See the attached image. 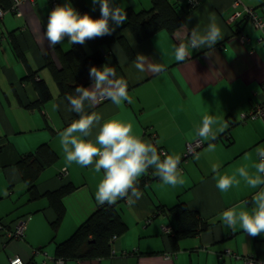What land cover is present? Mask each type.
<instances>
[{"label": "crops", "instance_id": "crops-1", "mask_svg": "<svg viewBox=\"0 0 264 264\" xmlns=\"http://www.w3.org/2000/svg\"><path fill=\"white\" fill-rule=\"evenodd\" d=\"M32 1L22 3L20 17L6 11L0 23V222L13 228L19 220L27 221L23 239L7 241L0 235V264H10L14 257L24 264H54L57 246L68 241L102 205L96 201L95 191L103 173H96L91 165H67L59 144V133L70 125L73 115L60 96L52 70L62 69L63 56L73 45L65 37L61 44L49 46L44 29L53 0ZM232 1L199 0L191 10H186L185 2L178 9L181 27L173 33L159 31L141 43L128 29L121 30L126 21L115 28L110 42L102 40L103 65L114 68L117 78L127 80L133 102L88 101L85 113L100 114L101 123L110 118L129 123L133 134L180 159L187 145L197 140L205 145L181 162L183 184L171 187L153 179L139 188L142 197L134 204L127 198L112 204L123 229L114 242L110 239L108 256L60 259L62 264H244V258L264 264V236L227 229L218 219L228 207L251 208L256 190L241 179L237 187L221 193L212 171L213 165H219L221 174L231 175L240 167L255 174L257 148L264 147V121L241 119L264 101V46L257 43L259 33L248 23L228 22ZM71 2L81 14L100 15L99 5H93L92 0ZM241 2L264 18V0ZM114 4L124 6L127 18L152 7L151 0H114ZM210 17L221 27L223 39L212 48L194 49L190 58L177 61L174 49L185 43L192 31L206 30ZM240 35L248 41L241 43ZM99 40L95 37L78 45L88 56ZM141 55L146 57L143 72L134 66ZM154 65L165 70L153 73ZM33 76L44 82L50 93V99L41 105L37 104ZM205 115L219 121L216 127L220 130L214 138L196 134ZM100 122L85 139L95 138ZM44 145L53 153L52 161L37 156L36 164H19L25 156H36ZM63 171L66 174L61 176ZM148 175L155 176V170L148 169L138 180ZM64 189L66 194H58ZM182 202L196 218L208 223L205 231L195 236L176 234L177 223L168 209ZM163 227H169L171 233H163ZM226 251L236 257L225 255Z\"/></svg>", "mask_w": 264, "mask_h": 264}, {"label": "clouds", "instance_id": "clouds-1", "mask_svg": "<svg viewBox=\"0 0 264 264\" xmlns=\"http://www.w3.org/2000/svg\"><path fill=\"white\" fill-rule=\"evenodd\" d=\"M92 4L99 5L98 18L88 13L81 14L73 7L71 0H64L63 4L54 6L47 13L44 29L49 46L61 44L65 37L71 45H83L86 40L111 34L127 19L124 6L115 5L114 0H92ZM223 37L224 33L215 22V17H210L206 30L192 31L188 40L174 49L175 59L184 61L192 56L194 49L212 48ZM144 58L141 55L134 65L141 72L145 71ZM164 70L162 65L151 67L153 73ZM89 77L92 81L90 87L79 86L75 89L78 95L67 97L70 110L78 114L79 118L59 133V144L67 165H91L96 173H103L96 186V201L111 205L119 199L127 198L130 205L134 204L142 197L137 180L150 168L155 170L165 185L176 187L183 184L178 156L164 155L162 158L158 147L133 134L129 123L114 118L101 123L103 118L100 114L94 111L85 113L86 102L94 104L101 98L109 99L114 105L133 102L129 96L127 80L117 78L114 68L108 65L100 68L92 66ZM97 122L100 123L95 138L85 139ZM218 124L219 121L212 115H205L197 126L196 134L202 138H214L220 130L216 127ZM257 157L259 162L254 164L255 174H250L246 167H240L235 173L227 175L219 172V165L212 167L215 187L221 193L237 187L241 179L250 189L256 190L252 193L251 208L247 205H234L218 216L225 228L243 230L253 237L264 236V147L257 148Z\"/></svg>", "mask_w": 264, "mask_h": 264}, {"label": "trees", "instance_id": "trees-1", "mask_svg": "<svg viewBox=\"0 0 264 264\" xmlns=\"http://www.w3.org/2000/svg\"><path fill=\"white\" fill-rule=\"evenodd\" d=\"M11 1L8 3L6 0H0V7L6 12L11 6ZM186 3V10H191L193 7L188 0H175L173 5L169 4L167 0H151L152 7L150 11H142L140 13L129 14L125 25L121 28L128 29L132 34L134 40L137 43H141L151 38V36L157 34L159 31H168L169 33L175 32V29L182 26V19L178 13V9L182 4ZM117 31L115 33H119ZM114 33L110 35H104L100 37V40L95 44L96 49L92 55L86 56L83 50L78 44L71 46V49L63 56V67L60 71L52 70V76L58 87L60 96L66 101L68 108L71 106L68 104L67 97L71 95H78L75 93V89L79 86L87 88L91 83L89 77V69L92 66L100 68L104 64V57L99 50L102 40L110 42L108 38H112ZM122 45L124 44L123 41ZM124 49L128 57H132V53L129 48L124 44ZM33 85L38 92L37 104H43L50 99V93L44 82L41 80L36 81L33 76ZM71 111V110H70ZM72 112V111H71ZM73 120L78 119L79 115L72 112ZM223 137V136H222ZM221 139V137H219ZM202 141V140H201ZM203 142V146L205 142ZM202 146V148H203ZM201 148V149H202ZM201 149L197 150L196 155ZM158 150H162L158 148ZM37 155L30 154L20 160L19 164L29 165L36 164L39 161L37 156L48 158V161H52L54 156L47 146H40L37 150ZM192 155V156H194ZM163 158V157H162ZM192 158V157H188ZM188 158L184 156L180 159L179 168L182 161ZM28 167V166H26ZM152 173V172H151ZM150 173V175H151ZM146 176L137 180L138 189L150 182L151 180L159 179L156 176ZM67 189L59 191L58 194H66ZM126 198L119 199L122 201ZM157 208L156 211H158ZM60 212V209H58ZM168 211L173 214L175 222L177 223L176 234L183 236H195L196 233L205 231L208 227V223L200 221L196 218L185 206V204L179 203L173 207H170ZM59 215V213H58ZM57 215V216H58ZM5 225V224H4ZM6 226V225H5ZM123 225L119 218L115 205H109L107 203L102 204L91 216L80 226L76 232L72 235L68 241L57 246L55 251L56 259H91L106 257L110 254V239L116 237L122 232Z\"/></svg>", "mask_w": 264, "mask_h": 264}, {"label": "built area", "instance_id": "built-area-1", "mask_svg": "<svg viewBox=\"0 0 264 264\" xmlns=\"http://www.w3.org/2000/svg\"><path fill=\"white\" fill-rule=\"evenodd\" d=\"M27 1L33 3L32 0H12L11 6L8 11L11 14H14L16 17H20L21 16V14L19 13L20 7L22 3ZM188 2L191 4L193 8H195L197 7L199 0H188ZM57 4L58 3L53 0L51 3V8H53ZM4 14L5 11L0 7V23L2 22ZM236 21L248 23L251 28L257 31L259 33V36L256 39L257 43L264 46V18L260 16L255 9L249 8L247 6L245 7L244 4H242L241 0H233L232 12L231 15L229 16L228 22L232 24ZM239 40L241 41V43H246L248 41L244 35H240ZM107 101H109V99L101 98L97 101V103L102 104V103H106ZM250 118L252 119L259 118L264 121V101L260 105L256 106V108L253 109L250 114L243 115L241 119L246 120ZM202 146H203V142L201 140H197L194 143L187 145L185 149L186 152L184 154V158L192 157V155H194L197 152V150L201 149ZM159 151L161 152L162 157L166 155V153L163 150H159ZM63 174L65 175L66 171H63L61 173V176ZM26 224H27L26 219H21L17 222V224L13 228H7L3 223L0 222V235L2 236V238H4L7 241L21 240L25 236ZM162 231L165 234L171 233V229L169 227H163ZM111 238H112V242H114L117 239L114 236ZM224 254L227 256L236 257L233 254V252L231 253L230 251H226L224 252ZM255 263L256 262H254L253 260L244 258V264H255ZM10 264H24V263L20 258L14 257L13 259L10 260ZM41 264H46V262L44 261ZM54 264H62V260L57 259Z\"/></svg>", "mask_w": 264, "mask_h": 264}]
</instances>
